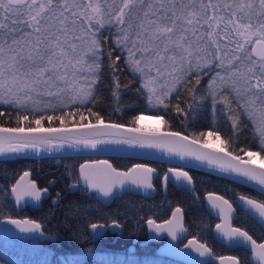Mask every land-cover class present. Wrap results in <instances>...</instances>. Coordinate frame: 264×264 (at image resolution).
I'll list each match as a JSON object with an SVG mask.
<instances>
[{
    "label": "snow or ice",
    "instance_id": "snow-or-ice-1",
    "mask_svg": "<svg viewBox=\"0 0 264 264\" xmlns=\"http://www.w3.org/2000/svg\"><path fill=\"white\" fill-rule=\"evenodd\" d=\"M106 27L115 29V47L126 53L123 63L133 79L139 78L140 88L136 90H144L145 100L151 108H172L176 113L188 115L192 112L191 104H187L186 111L180 103L173 101L179 100L180 88L195 101L196 86L207 71L209 80L201 91L211 97L213 113L217 104L223 105L220 111L227 115L234 131L225 139L215 127L199 132L196 135L208 138L201 147H210L213 139L227 147L238 141L243 128L249 127L258 150L239 148L238 151L248 157L246 161L243 156L226 152L224 148L216 149L243 167L205 153L188 150L187 154L218 163L222 168H232L264 185V172L258 173L250 167L256 158L261 159L264 167V156L261 155L264 153V0H0V105L4 106L0 109V117L11 119L14 116L17 125L0 127V134H5L0 135V153L29 147L63 148L65 144L95 148L99 143L138 144L180 152L179 147L160 140L94 138L108 135L100 131L102 127H121L105 124L103 116L92 110L100 100L98 85L103 77L101 68L105 56L101 30ZM106 55V66L112 77L111 95L119 104L121 89L128 88L117 75L123 70L121 56H113L111 46ZM193 79L195 84L189 87ZM199 99L203 101L205 97L200 95ZM73 105H76L75 110ZM80 106H88V116L94 117L95 123L86 122L87 117ZM58 110L59 115L56 114ZM163 115L155 114L158 123H167ZM76 116L79 120H73ZM145 119L143 115H136L132 123L136 125ZM45 121L49 125L56 121L58 126L45 127ZM70 122L78 127L68 128ZM128 131L142 130L133 127ZM164 135L191 145L199 143L178 131ZM79 171L85 184L106 198L112 197L117 188L126 191V185L154 191L153 180L157 177L164 186L173 177L187 181L189 185L193 182V177L186 171L169 168L167 174L158 176L155 168L143 164H137L129 171H118L106 160L95 165L84 164ZM29 175V172L23 174L24 177ZM47 191V188L43 189V192ZM11 193L15 194L16 202L25 196L36 201L41 198V190L34 182H30L26 191H20V184L16 183ZM212 199L209 196V200ZM223 203L231 208L227 200ZM247 203L264 217V203L252 199ZM177 214H180L179 219ZM9 222L17 226L31 225L32 230L41 228L40 223L30 220ZM147 224L157 231L166 228L176 239L177 233L184 231L182 209L176 207L166 225L152 219H148ZM90 227L96 231L104 225L91 223ZM113 227L121 225L113 222ZM220 227L217 225L218 229ZM224 234L229 239L236 235L249 241L253 248L259 249L257 256L264 262V243L257 244L252 236L239 228ZM197 250H202L201 255L207 253L208 264H212L215 257L210 248L200 244ZM225 262L241 264L232 256L220 259V264Z\"/></svg>",
    "mask_w": 264,
    "mask_h": 264
},
{
    "label": "trees",
    "instance_id": "trees-1",
    "mask_svg": "<svg viewBox=\"0 0 264 264\" xmlns=\"http://www.w3.org/2000/svg\"><path fill=\"white\" fill-rule=\"evenodd\" d=\"M114 33L115 29H110L106 32L109 39L103 41L105 56L101 68L103 77L101 83L98 85L101 89L100 100L92 106L93 111L99 112L103 116L104 121L116 122L136 128H139L138 124L133 125L132 123L136 115L163 113V119L167 123L161 122V130L178 131L201 142L205 141V137H200L196 135L197 133L211 130L213 127L220 130V122L215 120L217 117L213 113L211 97L206 92L201 91V89L205 88L209 80V73L207 71L202 74L203 78L201 79L200 85L196 86L197 99L195 101L192 100L191 95L183 88L178 90L180 92L179 100L173 101L174 103H180L181 107L185 108L186 111L187 104H191L192 112L188 115H183L176 113L172 108L165 110L162 107L153 112L147 105L144 91L142 89L141 91L136 90L140 88L139 78L133 79L132 73L128 71L127 66L123 63V52L115 47L111 40L115 35ZM109 46L112 47L113 56L118 54L121 56L120 65L123 70L118 72L117 75L120 76L122 84H128L127 89H121L122 95L119 104L114 101L109 87L112 83L111 70L106 66L108 60L106 52ZM194 84L195 81L193 79V84L189 85V87H193ZM200 95L205 97L203 101H200ZM175 96L176 93L174 92L173 97ZM117 107H119V111H117ZM221 107L223 106L217 104L216 110ZM72 108L75 110L76 105H73ZM87 108L88 106H80V110L87 117L86 122H95L94 117L88 116ZM56 114L59 115L60 111L58 110ZM193 115L195 116L194 119L191 118ZM73 120H79V116L74 117ZM71 125L76 124L70 122L67 126ZM0 126L16 127L14 116L11 119L0 117ZM44 126L57 127L58 122L53 121L49 125L45 121ZM245 128L249 132V136L245 138L246 140L240 139V142L235 144L230 143L227 147L221 144L220 147L235 155H241L243 158L246 155L239 152V148L258 150L253 133L249 127ZM220 135L222 134L220 133ZM261 155L264 156V153ZM94 159L97 158L55 157L0 161V184L12 183L20 173L26 170L37 171L35 169V164L37 163L42 162L44 164L52 161H59V165L54 169L43 167L41 170L44 172L57 171L58 173L64 174L69 181H73L76 177L79 164ZM108 160L113 167L119 170H127L135 164H145L155 168L159 176L164 173L163 166H168L164 163L143 161L134 158L109 157ZM184 170L193 177L192 186L198 202L184 190L175 191L176 194L170 192L165 198H163L160 191L155 192V195L150 199L138 195H127L121 199L114 200L111 206L113 210L111 217L113 220L123 224L124 232L127 230L128 234L132 233L133 236L138 235L142 237V228L143 225H148V219L157 222L168 217L173 208L180 207L183 212L184 227L190 238H194L202 244H205L211 249L214 256L232 255L239 259L241 264H250L249 253L243 248L228 250L214 241L210 216H206L202 199L204 195L213 193L222 196L232 204H234L237 196H243L258 203H264V195L248 187L202 170L190 168ZM62 197L57 201V206L51 208L52 211L50 213L47 211V217H40L44 219L43 223L46 224V233L54 236L55 241H36V250L23 254L0 244V264H181L158 257L151 245L140 247L134 254H130L126 250L127 244L124 241L121 243L118 240L114 244L108 239L109 241L107 240V243L99 245L89 242L85 227L93 221L92 216L94 212H98V209L102 210L103 208L94 200L82 202L80 198L74 195L68 200ZM11 213L10 203L0 195V219L10 216ZM102 217H107V214L100 212L99 218ZM36 220L39 221L40 219L37 218ZM40 222L42 221L40 220ZM233 226L246 231L256 242L264 241V230L239 209L237 210L236 219L233 221ZM123 236H125V233Z\"/></svg>",
    "mask_w": 264,
    "mask_h": 264
},
{
    "label": "water",
    "instance_id": "water-1",
    "mask_svg": "<svg viewBox=\"0 0 264 264\" xmlns=\"http://www.w3.org/2000/svg\"><path fill=\"white\" fill-rule=\"evenodd\" d=\"M104 122L105 124L108 123L118 124L121 127L119 129H104L102 127L100 131L104 133H108V135L97 136L94 137L95 139L117 140V139H131L133 137H141L145 139L169 142L173 146L179 147L180 152L178 151L169 152L167 148L141 147L138 144H127V143H108V144L99 143L96 145L95 148H85L83 146L68 147V145L65 144L63 148L60 147L52 148L49 146H43L37 148L29 147V148H22L17 152L0 153V161L11 160V159H43V158H55V157H96L97 159L87 160L80 163L77 168V175L80 186L83 189L87 190L89 193L95 194L94 199L104 207L109 206L114 199L119 198L126 193H129L131 195H138L146 199H150L155 195V190L145 191L142 188L135 189L132 186L126 185V189H127L126 191L122 192L119 188H117L112 197L106 198L103 197L101 194L94 192L91 188H89L85 184L83 177L79 171L80 167L84 164H89V165L99 164L100 161H104V160L110 163V161L108 160L109 157L134 158L143 161L164 163L170 165L171 166L170 168H173L178 171H185L184 169L186 168L198 169L228 179L232 182L248 187L264 195V185H261L257 180L250 179L249 177L244 176L241 173H238L232 168H222L218 163H209L208 160H200L197 159L195 155L187 154L188 150L194 153H205L210 156H214L217 159L228 161L234 166L243 167V165H238L237 161H231L230 157L224 155V152L216 151V149L222 147H217L210 144L211 145L210 147L203 148L201 147V145L204 142H201L199 140H198L199 141L198 144L191 145V144H187V142L179 141L164 135L165 133L170 132L172 130L153 131V130L140 128L142 130L141 132H129L128 129L133 128L132 126H127L116 122H109V121H104ZM0 127H5V126H0ZM67 127L70 129L77 128L78 125H71ZM152 132H157L158 135L152 136L151 135ZM73 134L75 135L78 133H73ZM180 134L184 135L183 133ZM0 135H5V134H0ZM191 139H195V138L189 137V140ZM224 151L229 152L226 149H224ZM244 160L247 161L248 157L246 156ZM135 165H132L127 170H118V169L117 170L129 171ZM145 166L150 167L148 165ZM250 167L255 169L256 172L258 173L264 172V167L261 166V161L255 160V162L251 164ZM167 173L168 170L166 171L165 174ZM155 179L156 178H154V180ZM27 180L28 177H24L22 174V176L15 182V184L16 183L20 184V191L29 190V183L27 182ZM169 182H171L177 189H183L187 191L190 195H192L196 199L192 184L189 185L187 181L176 180L174 177ZM11 188L9 189L8 200L11 202L12 206H14L16 209H20L25 206L37 208L40 206L41 201L47 197V192H43V189H40L41 198L39 201H36L32 197L25 196L23 200L16 202L15 194L11 193ZM209 196H212L213 199L209 200ZM217 196L222 197L220 195L213 193H208L203 197V204L205 206L206 211L212 218L217 220V223L212 230V237L214 241L228 250L243 248L245 251L249 253L250 255L249 259L251 264H264V262L260 261L259 257L257 256V252L259 251V249L253 248V246L249 241H246L242 237L236 235H233L231 239H229V237L224 234L225 232H229L232 228H237L232 225L233 221L236 218V213L232 203H230L227 200L228 204L231 205V208H229L227 204L223 203V200L226 199L222 197L221 200H216L215 197ZM241 197L243 196H237L234 200L236 208L242 211L243 213H245L254 223H256L261 229L264 230V217L260 216L259 212L247 203V201L249 200L248 198L244 197V199H241ZM213 204H215L216 207H213ZM174 212H175V208L172 210L170 217L166 221L160 224L166 225L167 222L172 219ZM177 216L179 219L180 214H177ZM10 220L13 219H3L0 221V236L3 238L37 239L40 241H51L54 239L53 237L43 233L42 228H40L39 230H32L31 225L22 224L21 226H17L16 224L10 223L9 222ZM182 223H183V216H182ZM217 225L221 226L220 229L217 228ZM107 228L114 229L116 227H113V224H110ZM107 228L104 226L103 228L96 230L99 233L98 235L94 234V231L91 228L89 231L93 238H98V236H100ZM118 231L119 232L121 231L120 227L118 228ZM160 232H163V234L160 235ZM162 238H165L164 242L158 245L155 250L157 256L167 258L169 260L181 264H208V260H209L208 254L205 253L204 255H201L202 250L200 251L197 250L199 245L202 243L194 238H190L188 236V232L186 231L185 227H184V231L178 232L177 238L173 239V237L169 234L166 228L164 230L157 231L155 230L154 227L149 226L147 240L142 244H147L148 242H158ZM136 241L137 239H134V242ZM180 243H183V245L179 246ZM260 243H264V241L257 242V244ZM132 250H133V246L130 247V251ZM227 256H232V255L214 256L215 259L212 261V264H220V259L222 257H227ZM225 264H228V262H225Z\"/></svg>",
    "mask_w": 264,
    "mask_h": 264
},
{
    "label": "flooded vegetation",
    "instance_id": "flooded-vegetation-1",
    "mask_svg": "<svg viewBox=\"0 0 264 264\" xmlns=\"http://www.w3.org/2000/svg\"><path fill=\"white\" fill-rule=\"evenodd\" d=\"M222 108L223 107H221V108H219V109H217L215 111V116L217 117V118H215V120L217 122L218 121L220 122V130L219 131H221L220 133L222 134L221 135V138L222 139H225V138H228V137L232 136L234 130L231 128V121L227 119V115L224 112L220 111ZM248 136H249L248 130L246 128H243L240 131V133H239L238 141L236 143L240 142L241 141L240 139H245ZM232 144H235V143H232ZM58 165H59V161H52L50 163H44V164L41 162V163L35 164V169H37V171H32V170H26V171H24V172H29L30 173V175L28 176V180H27V182L29 184H30V182H34L36 184V186H37L38 189H45V188L48 189V191H47V197L44 198L41 201L40 206L37 207V208L36 207L25 206L23 208L16 209L14 206H12L11 202L8 200L9 189L22 176V174H24V172L20 173L14 179V181L12 183H8L7 182L4 185L0 184V195H2L4 197V199L10 203L11 210H12V213L10 214V216L3 217V218L0 219V221L3 220V219H18V220H30V221H34L36 223H40L41 224V228H42V232L45 233V234H47L46 233L47 231L45 230L46 224L43 223L44 219H42L40 217H47L48 216L47 215V211H48V213H50L52 211L51 208L57 206V201L59 199H61L62 196H63L62 198L67 199V200L70 199V198H72L71 196L74 195L75 197L80 198V200L82 202L83 201H86V200H90V201L91 200H94V201H96L94 199V195L95 194L89 193L87 190L83 189L80 186L77 173H76L75 179L73 181H69L66 178V176H64V174L58 173L57 171H54L53 170V171H49V172H44L43 170H41V168H43V167L44 168L54 169ZM170 167H171L170 165L163 166L164 173L162 175H164L166 173V171ZM162 175H160V176H162ZM158 176H159V173H158ZM77 181H78V183H77ZM153 183H154V187H155V192L160 191L162 193L163 198H165V196H167L170 192H173L174 194H176L175 191H182L183 190V189H177L171 182H169L166 186L162 185V182H161V180L158 177L154 180ZM74 184H76V187L75 188L72 187V185H74ZM57 193H59V198L57 197ZM127 195H131V194L126 193V194H124L123 196H121L119 198L121 199V198H123V197H125ZM119 198H116V199H119ZM114 200L107 207L102 206L98 201H96V202H98L101 205V207L103 209L102 210L101 209H98V212H94V214L92 216V220L93 221L91 220L92 222L88 223L86 225V227H85V232H86L87 238L89 239V242H92L95 245H99V244H105L109 240H111L112 241L111 243L116 244L117 241L119 240V241H121V243L123 241L126 242V244H127L126 250L130 254H134L136 251H138V249L140 247H146V246H149V245H151L153 247L154 252H155L157 246L160 245L161 243H163L164 240H165V238H162L158 242H148L147 244H142L143 242H145L147 240L149 225H146L145 224V225H143V228L141 227L142 228V237H139L138 235L133 236L132 233L128 234V231L127 230L124 232V227H123V224H121V223H119L121 225V227H120L121 228V231L120 232L118 231V228H114V229H108L107 228L110 224H113V222H116L117 223V221L113 220V218L111 217L112 211H113L111 209V206L114 203ZM194 200L196 202H198L197 198L196 199L194 198ZM54 201H55V203H54ZM202 202H203V199H202ZM232 205L234 206L235 213L237 214V210L238 209L235 206V202ZM204 210H205L206 216L207 215L210 216L208 214V212L206 211L205 206H204ZM100 212H102L103 214H107V217L99 218ZM171 212L168 215V217H166L164 219H161V220L157 221L156 223L157 224H160V223L166 221L170 217ZM108 215H109V217H108ZM182 216H183V212H182ZM37 218H39L42 222H40V220L39 221L36 220ZM210 222H211V229L213 230V227L216 225L217 220H215L214 218H212L210 216ZM91 223H99V224H102L107 229L100 236H98V238H93L91 236V234H90V231H89L90 228H91L90 227ZM183 224H184V217H183ZM232 225H233V223H232ZM124 233H125V236H123ZM94 234H97V231H94ZM162 234H163V232H160V235H162ZM47 235H49V234H47ZM49 236H51V235H49ZM188 236H189V234H188ZM51 237L54 238L51 241H55V237L54 236H51ZM122 239H124V240H122ZM134 239H137V241L134 242ZM0 240L1 241H6V240L7 241H14V242H17V243H32V244H34L36 246H37V244L35 242L36 241H40V240H37V239H13V238L7 239V238H3L1 236H0ZM40 242H44V241H40ZM182 245H183V243H180L179 244V246H182ZM131 246H133V250L132 251H130V247ZM35 250H36V248H35ZM158 257H160V256H158Z\"/></svg>",
    "mask_w": 264,
    "mask_h": 264
},
{
    "label": "rangeland",
    "instance_id": "rangeland-1",
    "mask_svg": "<svg viewBox=\"0 0 264 264\" xmlns=\"http://www.w3.org/2000/svg\"><path fill=\"white\" fill-rule=\"evenodd\" d=\"M109 30L110 29L108 27L101 30V34L104 36V40L109 39V37L106 35V32H108ZM115 39H116V35H114L113 38L111 39L113 41V43H114ZM121 52H122V50H121ZM123 54H124V56L126 55V53H124V52H123ZM144 94L146 95L145 92H144ZM218 105L223 106L221 104H218ZM0 107L3 108L4 106L0 105ZM148 107L153 112L160 109V108H155V109L151 108L149 105H148ZM143 116H145L146 119L142 123L138 124L139 128H143V129H147V130H153V131L161 130V122H159V123L157 122L158 117H156L155 114L143 115ZM205 139H208V138L205 137ZM210 144L213 146H217V147L221 146V143L219 141H215L214 139L210 141ZM255 160L261 161L260 158H256ZM0 244H2L4 247L13 249L14 251L21 253V254L27 253V252H32L37 247L36 245H34L32 243H17L14 241H7V240L6 241L0 240Z\"/></svg>",
    "mask_w": 264,
    "mask_h": 264
}]
</instances>
